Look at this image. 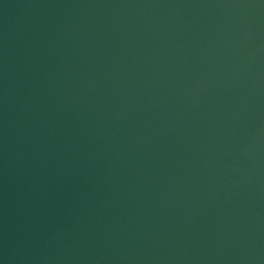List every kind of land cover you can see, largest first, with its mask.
I'll return each instance as SVG.
<instances>
[{
  "label": "water",
  "instance_id": "water-1",
  "mask_svg": "<svg viewBox=\"0 0 264 264\" xmlns=\"http://www.w3.org/2000/svg\"><path fill=\"white\" fill-rule=\"evenodd\" d=\"M0 264H264V0H0Z\"/></svg>",
  "mask_w": 264,
  "mask_h": 264
}]
</instances>
